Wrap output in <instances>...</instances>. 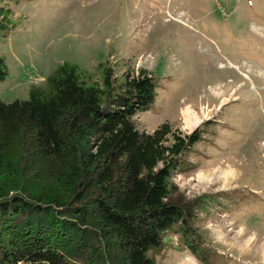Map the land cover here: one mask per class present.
Returning a JSON list of instances; mask_svg holds the SVG:
<instances>
[{
    "label": "rangeland",
    "instance_id": "1",
    "mask_svg": "<svg viewBox=\"0 0 264 264\" xmlns=\"http://www.w3.org/2000/svg\"><path fill=\"white\" fill-rule=\"evenodd\" d=\"M9 7L14 26L0 40L4 103L27 100L30 87H43L64 62L95 81L98 65L117 82L143 70L156 89L153 104L134 117L137 130L151 134L165 123L182 135L200 131L170 180L190 232L166 234L156 264H264V0H18ZM189 241L208 258L192 253Z\"/></svg>",
    "mask_w": 264,
    "mask_h": 264
},
{
    "label": "trees",
    "instance_id": "2",
    "mask_svg": "<svg viewBox=\"0 0 264 264\" xmlns=\"http://www.w3.org/2000/svg\"><path fill=\"white\" fill-rule=\"evenodd\" d=\"M17 1L0 0V40ZM97 69L100 81L64 62L27 100H0V264H156L166 234L190 232L170 180L200 131L139 132L134 117L153 104L154 78L140 70L117 82Z\"/></svg>",
    "mask_w": 264,
    "mask_h": 264
},
{
    "label": "bare ground",
    "instance_id": "3",
    "mask_svg": "<svg viewBox=\"0 0 264 264\" xmlns=\"http://www.w3.org/2000/svg\"><path fill=\"white\" fill-rule=\"evenodd\" d=\"M225 99V98H224ZM224 102V101H223ZM192 108L191 107H189V106H187L185 109H183V111H182V115L186 118V122H187V120L189 121V117H191V114H192ZM195 123L197 124V123H199V119H197L196 118V120H195ZM189 124V123H188ZM227 173H228V175H230V177L231 178H234V175H235V173L233 172V171H229V172H224V175H227Z\"/></svg>",
    "mask_w": 264,
    "mask_h": 264
}]
</instances>
